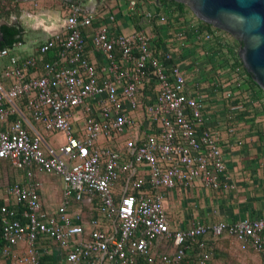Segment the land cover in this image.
I'll list each match as a JSON object with an SVG mask.
<instances>
[{"label":"built area","instance_id":"2783aa9c","mask_svg":"<svg viewBox=\"0 0 264 264\" xmlns=\"http://www.w3.org/2000/svg\"><path fill=\"white\" fill-rule=\"evenodd\" d=\"M130 6L136 9L138 0ZM176 15L165 6L145 11L149 22L169 24ZM94 18L81 3L71 4L65 30L36 49H57L43 68L36 55L20 58L0 47V60L9 58L0 70V167L10 161L27 176L8 188L22 211L0 206L7 241L0 264H40V247L51 252L46 238L64 252V264H138L142 257L149 264H211L224 235L264 256V217L171 228L163 190L198 180L218 190L231 186L221 137L209 128L204 94L191 87L174 49L159 50L148 30L112 34L106 25L96 27L91 45L105 57L102 76L87 55L83 32ZM182 20L175 33L181 44L191 40L188 32L197 42L218 36L232 43L221 31H199L192 14ZM233 62L225 61L218 74L241 86L248 74ZM226 96L232 98L233 91L227 89ZM44 131L63 134L59 148L46 141ZM38 173L63 180V201L55 212L43 208ZM95 199L97 217L85 220L81 210L70 211L72 200ZM170 240L174 251L158 254V245Z\"/></svg>","mask_w":264,"mask_h":264},{"label":"crops","instance_id":"0c3cea01","mask_svg":"<svg viewBox=\"0 0 264 264\" xmlns=\"http://www.w3.org/2000/svg\"><path fill=\"white\" fill-rule=\"evenodd\" d=\"M19 2L21 13L19 17L14 15L12 22H20L23 26V39L12 49L11 54L20 58L36 55L40 59L41 68L44 62L55 59L57 49L46 54H39L36 49L55 33L65 30L68 8L73 3H81L85 12L95 16L93 25L84 27L83 32L87 42V55L96 63L102 76H105L103 70L106 64L105 57L95 52L91 45L94 29L100 25L108 26L112 34L146 29L155 35L154 46L157 47L156 41L160 40L161 47L174 49L177 59L182 60L181 66L191 87L195 90L199 87L204 94L209 128L216 130L221 137V148L231 186L225 190H218L206 187L198 180L190 187L176 186L163 190L172 229L190 228L199 222L209 224L217 221L235 222L245 217L252 219L264 217V109L262 108L264 93L256 87L242 102L226 96V90L232 89L230 86L232 78L225 75L212 76L216 73L212 69V61L209 62V60L216 61L218 70L223 69L221 66L226 68L224 62L232 59L225 47L213 43L206 44L204 41L197 42L194 37L184 45L174 38V33L184 25L183 23L169 25L156 21L149 22L145 11L164 7L165 4L161 0H138L136 9L131 8V0H19ZM229 39L232 44H236L234 38ZM193 49L197 51L195 56ZM188 52L191 53V64H193L191 67L181 59L187 55L190 57ZM8 60V57L0 60V70ZM200 63H205L204 66L212 72L201 68ZM197 68H200V74ZM207 72L209 75L213 74L208 77ZM153 86L151 84L146 89L145 95L149 99L153 96ZM231 125L236 128L233 133L228 132ZM46 134L53 133L44 131L45 138ZM26 180L24 169L15 167L10 161H5L0 167V205L8 204L17 209L19 205H16L12 196L8 194V188L16 182ZM38 180L42 182L39 192L43 208L48 212H55L63 201L62 178L55 173H38ZM123 180V178L119 180L118 189H121ZM93 204L88 201L72 200L70 211L81 210L84 215L86 212L90 213L89 218L97 217L99 211L96 207V214L93 212ZM220 240L217 244L219 246ZM20 246L25 247V243H21ZM44 246L50 249L51 254L61 257L62 250L57 245L49 243ZM241 249L247 251L253 248L243 243ZM252 251L257 253L254 249ZM257 254L264 260L263 255Z\"/></svg>","mask_w":264,"mask_h":264},{"label":"trees","instance_id":"16d2710c","mask_svg":"<svg viewBox=\"0 0 264 264\" xmlns=\"http://www.w3.org/2000/svg\"><path fill=\"white\" fill-rule=\"evenodd\" d=\"M162 3H164L165 7H172L176 12V19L171 21V23H169V25H174L173 23H185V21H183L182 19H185L186 22L188 21V18L190 17V14H192L194 17L197 18L199 24L197 29L199 31H210L213 32L214 30H218L223 32L224 34L233 37L229 32L219 29L215 26H213L212 24H209L203 20H201L199 17H197L195 15V13L190 9V7L183 2H179L176 0H161ZM21 13V9H20V2L19 0H0V19L3 21L2 25H1V29L3 32V36H4V40L1 42L0 47H8L13 49L16 44L21 41L23 39V26L21 25L20 22H12V17L15 15L17 17H19ZM177 32V31H176ZM175 32V33H176ZM174 33V38H176V35ZM187 37L188 39H192V34L191 32L187 33ZM234 38V37H233ZM177 40V38H176ZM235 43L236 44H232L227 40H221V38H219L218 36L215 37L214 40L212 41H208L207 43H213L214 45H218L219 47H225L228 51V54L231 55V59L234 61L232 64V67L235 69L238 66L242 67L248 74V78L244 81V83L241 86H237L236 84L230 83V86L232 87V91L234 93V99L237 101H241L247 96L249 95L252 90L254 88H259L263 93L264 90L255 82V80L253 79L252 75L246 70L242 59L239 56V41L234 38ZM178 41V40H177ZM216 41V42H215ZM157 42V48H161V41L158 40ZM203 45V44H201ZM156 47V46H155ZM160 50V49H159ZM56 53V51H55ZM163 59L165 58L164 56H161ZM166 60V59H164ZM173 60H169L168 62H171ZM174 61L178 64L181 65V61L182 60H178L177 57L175 56ZM212 61V69L214 70V72L216 73V75H214L213 73H211L209 75V73L207 72V75H209L208 77H210L212 74V76H218L219 74L217 73L218 69V65H216V61L213 60H209V62ZM182 67V66H181ZM151 84H154L153 79L151 80ZM232 97V98H233ZM258 97L260 98V95H258ZM264 103V102H262ZM262 108L264 109V104H262ZM2 205V204H1ZM0 205V206H1ZM97 207V200H94V204H93V212L96 214V208ZM23 209L22 205L20 204L19 206H17V210L19 212H21ZM92 215V214H91ZM90 217V213L86 212V215H84V219L87 220ZM224 238H232L230 236L224 235L222 236L220 239V241H222ZM234 239V238H232ZM43 240V239H42ZM235 241H238L236 239H234ZM239 242V241H238ZM55 244L57 246H59L56 242H53V240L46 238L44 239V244ZM245 245H247L248 247L252 248L249 244L244 243ZM7 245V241L3 238L2 233L0 231V259L4 258L3 255V249L5 248V246ZM175 249L174 245H173V241H163L161 242L158 247H157V253H163V252H173ZM219 245L216 246V250L214 253V257L211 261V264H214L216 257L219 255ZM253 250V249H252ZM63 255L64 252H61V257L59 258L58 256H56L55 254H51V253H47L45 251L44 248L40 247V264H64V260H63ZM138 264H149L147 262V259L145 258H140ZM153 264H164L162 262H156Z\"/></svg>","mask_w":264,"mask_h":264},{"label":"water","instance_id":"95a60500","mask_svg":"<svg viewBox=\"0 0 264 264\" xmlns=\"http://www.w3.org/2000/svg\"><path fill=\"white\" fill-rule=\"evenodd\" d=\"M160 1V0H158ZM201 20L229 32L246 70L264 90V0H176ZM0 19V44L4 40Z\"/></svg>","mask_w":264,"mask_h":264},{"label":"rangeland","instance_id":"374dc122","mask_svg":"<svg viewBox=\"0 0 264 264\" xmlns=\"http://www.w3.org/2000/svg\"><path fill=\"white\" fill-rule=\"evenodd\" d=\"M192 51L195 56L197 53L196 49L195 50L193 49ZM188 54L190 57H188L187 55L185 58L181 57V59H183V61H185V63L188 64V67L189 66L191 67L193 66V64H191L192 63L191 53L188 52ZM204 65L205 63L199 64L201 68L203 67L206 70H208L207 67H205ZM208 71L212 72L211 69ZM62 138H63V134L61 133L46 134V141L49 142L51 145L55 146L56 148L60 147ZM44 175L45 174H43V176ZM237 242H235L230 238H224L219 246L220 249L218 250L219 255L216 257L214 264H262L263 260L257 253L253 252L252 250L246 251L241 249V245L243 243L241 242L242 243L241 244L240 242H238L239 243L238 244Z\"/></svg>","mask_w":264,"mask_h":264}]
</instances>
